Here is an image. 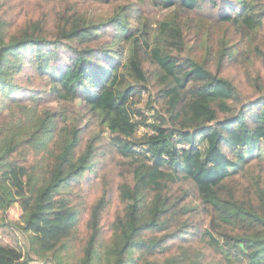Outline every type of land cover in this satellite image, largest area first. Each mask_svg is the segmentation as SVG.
Listing matches in <instances>:
<instances>
[{"label":"trees","instance_id":"1","mask_svg":"<svg viewBox=\"0 0 264 264\" xmlns=\"http://www.w3.org/2000/svg\"><path fill=\"white\" fill-rule=\"evenodd\" d=\"M5 107V263L264 264V0H0Z\"/></svg>","mask_w":264,"mask_h":264},{"label":"rangeland","instance_id":"2","mask_svg":"<svg viewBox=\"0 0 264 264\" xmlns=\"http://www.w3.org/2000/svg\"><path fill=\"white\" fill-rule=\"evenodd\" d=\"M97 13H105L104 10H98ZM141 101L142 102L144 99H145V94L142 93L141 95ZM7 105H11V104H7ZM8 115H9V110L8 108H1L0 109V125H2L3 121L5 119L8 118ZM142 129V128H141ZM21 207H20V204L18 201L14 202L11 206H9L7 208V213H6V216L8 218L9 221H15L19 218H21ZM19 236H20V239H21V252H26V249H27V246H26V232H22V231H19ZM35 259L33 260V263H35ZM0 264H7L4 262V260L2 259L1 255H0ZM9 264H10V260H9Z\"/></svg>","mask_w":264,"mask_h":264}]
</instances>
